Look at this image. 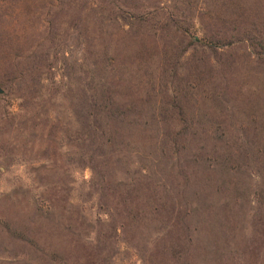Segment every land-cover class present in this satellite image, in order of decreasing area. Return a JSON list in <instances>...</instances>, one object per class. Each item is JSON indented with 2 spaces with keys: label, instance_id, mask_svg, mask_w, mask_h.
<instances>
[{
  "label": "rangeland",
  "instance_id": "374dc122",
  "mask_svg": "<svg viewBox=\"0 0 264 264\" xmlns=\"http://www.w3.org/2000/svg\"><path fill=\"white\" fill-rule=\"evenodd\" d=\"M222 3L187 5L209 31L226 15L243 21L264 9L259 1L238 17ZM92 6L53 45L44 24L29 28L50 50L43 113L22 121L19 90L0 92V264H172L175 216L185 210L197 238L181 249L183 264H264V64L244 42L211 48L186 37L170 72L163 39L136 40L110 21L115 65L96 67ZM192 58L210 65L198 70ZM83 87L138 105L110 115L114 160L93 161L67 134L68 123L76 126L69 99ZM133 184L158 188L163 200L152 211L121 205Z\"/></svg>",
  "mask_w": 264,
  "mask_h": 264
},
{
  "label": "trees",
  "instance_id": "16d2710c",
  "mask_svg": "<svg viewBox=\"0 0 264 264\" xmlns=\"http://www.w3.org/2000/svg\"><path fill=\"white\" fill-rule=\"evenodd\" d=\"M222 1V7L227 8L231 15L243 17L247 11L256 12L259 9L248 6L264 0ZM190 2L193 0H173V3L166 7L163 0H0V88L9 90L15 86V96L19 90L20 93L16 97L21 101L20 113L17 114L20 120H28L30 112L43 113L41 72L50 66V50L42 48L41 34L37 36V33H34L31 37L28 35L29 28L32 27L34 32L40 24H44V32L47 31L49 41L53 45L68 30L81 27L85 10L90 4L93 5L90 8L92 12L89 22L92 23V48L96 52V67L108 69L110 65L111 68L115 65L109 56V43L107 44L105 36V29L110 21L128 25L127 32H132L136 40L142 37L144 40L145 35H150L154 40L163 39L165 42L162 62L170 72L172 68L176 70L178 59L185 50L180 46L186 37H189L192 44L211 48H229L236 42H244L252 48L257 61L264 64V9L243 21L230 22V17L226 15L222 25L209 31L204 27L202 18L196 17L192 6L187 5ZM253 9L256 11H251ZM88 19L89 17L87 21ZM141 48L144 50L147 46L143 44ZM193 60L199 62L194 64L198 70L210 65L209 59L205 62L195 58L191 59ZM105 93L100 95L83 87L69 99L76 126L72 128L68 123L67 134L88 148V156L93 161L104 162L105 158H115V141L112 135L106 139L110 115H121L125 112L121 111L122 108L126 109L125 114L138 110L136 103L120 101L113 94L110 95L106 91ZM30 103L32 105H29ZM41 115H35V119ZM164 138L166 139L165 136ZM87 153L81 152V156H86ZM128 156L129 154L126 157L122 153L124 161H127ZM158 200H163L158 188L153 187L146 191L143 187L133 184L121 194L120 203H136L138 207L142 203L143 207L152 211ZM137 209L135 213H139L140 208ZM127 212L128 217L133 215L130 208ZM191 219L187 210L175 216L172 264H183L181 249L196 242Z\"/></svg>",
  "mask_w": 264,
  "mask_h": 264
},
{
  "label": "water",
  "instance_id": "95a60500",
  "mask_svg": "<svg viewBox=\"0 0 264 264\" xmlns=\"http://www.w3.org/2000/svg\"><path fill=\"white\" fill-rule=\"evenodd\" d=\"M0 92H3V89L2 88H0Z\"/></svg>",
  "mask_w": 264,
  "mask_h": 264
}]
</instances>
